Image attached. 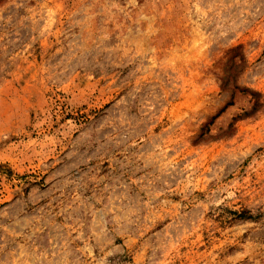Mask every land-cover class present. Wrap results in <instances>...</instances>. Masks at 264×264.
<instances>
[{"label":"rangeland","instance_id":"obj_1","mask_svg":"<svg viewBox=\"0 0 264 264\" xmlns=\"http://www.w3.org/2000/svg\"><path fill=\"white\" fill-rule=\"evenodd\" d=\"M0 264H264V0H0Z\"/></svg>","mask_w":264,"mask_h":264}]
</instances>
